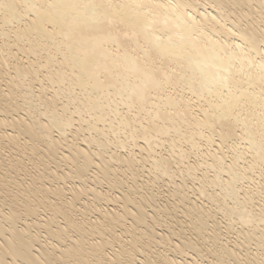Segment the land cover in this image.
<instances>
[{
  "label": "bare ground",
  "instance_id": "obj_1",
  "mask_svg": "<svg viewBox=\"0 0 264 264\" xmlns=\"http://www.w3.org/2000/svg\"><path fill=\"white\" fill-rule=\"evenodd\" d=\"M207 1L0 0V264H264V0Z\"/></svg>",
  "mask_w": 264,
  "mask_h": 264
},
{
  "label": "rangeland",
  "instance_id": "obj_2",
  "mask_svg": "<svg viewBox=\"0 0 264 264\" xmlns=\"http://www.w3.org/2000/svg\"><path fill=\"white\" fill-rule=\"evenodd\" d=\"M205 2L207 1V0H204ZM208 2V1H207ZM120 141H121V139H120ZM194 157L192 158V156H191V158L189 159V161H190V164H192V163H194V162H196V161H198V162H201V160H199V159H201L202 157H199V156H196L195 157V155H193ZM198 157V158H197ZM195 158V159H194ZM192 159H193V161H192ZM197 159V160H196ZM187 163H188V161H186L185 160V165H187ZM209 170H207V172H208ZM209 173H210V171H209ZM191 174H195V175H198V176H200L198 173H194V172H192ZM178 178V179H177ZM182 176L179 178V177H176V182H180V181H182ZM179 179H181L180 181H178ZM195 180V182L194 183H196L197 185H198V183L200 184V182L199 181H196V179H194ZM196 184H192V186H191V188H193V186L195 185V186H197ZM139 185H140V183H139ZM189 185H191V184H188V188L190 187ZM160 185H158V187L156 188H153V190H152V192H150L149 191V189L148 188H140V190L141 191H143L144 193H143V195L144 196H146L147 195V193H153L154 195H156V196H158V198L157 199H161V201L163 202V203H166V202H164V200H165V197L167 196V193H166V187L164 188V187H162V186H160ZM196 188V187H195ZM216 189V188H215ZM189 190V189H188ZM211 190L212 191H214V187H212L211 188ZM164 195V196H163ZM164 198V199H163ZM160 201V200H159ZM160 201V202H161ZM162 203V204H163ZM93 207H90L89 208V210H91ZM218 218V220H224L222 217H220V216H218L217 217ZM177 220V219H176ZM220 221H218V223H219V225H221L222 227H220V228H223L224 227V223H223V221H221L222 223H220ZM224 222H225V220H224ZM42 236L44 235V234H41ZM39 240H43L44 241V238H39Z\"/></svg>",
  "mask_w": 264,
  "mask_h": 264
}]
</instances>
